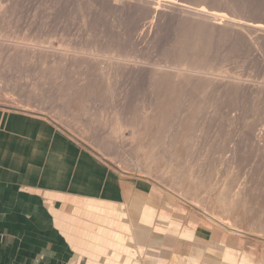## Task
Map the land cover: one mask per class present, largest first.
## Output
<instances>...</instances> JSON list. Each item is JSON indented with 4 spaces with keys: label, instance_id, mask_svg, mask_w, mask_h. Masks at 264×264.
<instances>
[{
    "label": "rangeland",
    "instance_id": "374dc122",
    "mask_svg": "<svg viewBox=\"0 0 264 264\" xmlns=\"http://www.w3.org/2000/svg\"><path fill=\"white\" fill-rule=\"evenodd\" d=\"M171 3L188 6L186 13L175 12L173 7L170 8ZM193 8L219 13L234 21L264 22V0H0V109L47 120L50 126L60 130L114 173L160 194L164 208L175 212L173 220H178V229L169 232L160 246L137 248L138 264L142 260L144 264H169L175 254L199 256V264H264V252L258 241L220 230L200 212L170 197L164 190L170 186L176 191L180 182L186 179L188 186L202 187L208 193L206 190L233 178L237 179L234 187L239 188L231 191L234 198L237 194L238 198L245 197L249 199L246 200L249 205L259 200L264 210V143L260 140L262 146L256 148L240 142L246 123L257 125L250 134L256 140L260 138L258 130L264 125V92L262 95L254 88L264 86V32L251 33L248 39L228 31L210 30L214 33L201 34L205 37H202V44H198L200 51L197 49L194 55L186 53L188 62L198 60L210 77L217 74L249 78L251 82L244 83H248L252 92L189 82L190 86L188 84L186 88L190 87V90L183 88V92L180 90L175 95V102H178L162 130L165 135L172 136L178 119L187 117V108H194L195 117L187 126L190 137H194L192 147L188 146L180 157L173 155L169 148L152 149L156 157L169 166L167 172L158 177L142 173L133 165L135 159L130 140L133 128L130 125L154 108L159 94L154 82L150 81V73L155 68L174 69L176 42L181 39L182 32L187 31L189 22L199 19L192 13ZM157 9L164 15L158 19L153 18ZM178 13L180 16L176 15ZM213 22L226 26L222 20ZM131 65H140L137 72L130 70ZM182 99L190 102L186 104ZM115 116L124 126L119 135L112 133ZM225 139L235 141L225 145ZM237 142L239 145L236 146ZM237 173L241 177H236ZM99 203L88 204L89 215L97 216V207L103 206ZM112 214L116 216V211L111 208ZM145 217L148 220L149 216ZM81 219L103 229L108 225L106 220L96 221L85 215ZM187 225L211 230V238L201 239L207 244L202 247L198 241H188L184 236L180 239L179 234ZM86 243L94 244L93 241L85 242L79 249H85ZM226 252L229 257L225 256ZM218 253L222 256L217 259Z\"/></svg>",
    "mask_w": 264,
    "mask_h": 264
},
{
    "label": "crops",
    "instance_id": "0c3cea01",
    "mask_svg": "<svg viewBox=\"0 0 264 264\" xmlns=\"http://www.w3.org/2000/svg\"><path fill=\"white\" fill-rule=\"evenodd\" d=\"M97 202L102 212L89 215L88 204ZM164 207L159 193L114 173L47 120L0 109V264H78L76 249L101 228L83 215L117 222L127 231L106 223L105 230L131 237L138 256L137 248L160 246L178 229L175 212ZM183 236L203 247L212 231L187 225ZM198 262L175 254L169 264Z\"/></svg>",
    "mask_w": 264,
    "mask_h": 264
},
{
    "label": "bare ground",
    "instance_id": "6f19581e",
    "mask_svg": "<svg viewBox=\"0 0 264 264\" xmlns=\"http://www.w3.org/2000/svg\"><path fill=\"white\" fill-rule=\"evenodd\" d=\"M155 1H161V0H155ZM171 5L172 6H170V8L173 7L175 9L174 10L175 12H177V10H179L180 11L179 13H182V14L185 11H187V8L186 7H188V6H182V5H179V4L176 5L175 3H171ZM156 7H157V5H156ZM208 11L205 10V9H203V8H195L194 9V12H192V13H195L196 16L199 19L198 20H195V21H190L189 22V25L186 28L187 31L185 33L182 32L181 39H179L178 42H176V45L174 47V51H175V56H176L177 59L175 60V63H174V65H175L174 69L173 70L171 69V71L170 70L168 71V70L161 69V68L160 69L159 68L158 69L155 68L150 73V81L151 82H154L153 86L155 87L156 91L158 92L157 94H159L158 97H157V99H156V101H155L156 103L153 106L154 108L152 107L153 109H151L152 111L150 113L141 116V118L139 120H137L136 123L130 125L131 128H133V131H132V134H131L132 136L130 137L131 138L130 139L131 140V145H132V154H133V157L135 159V162H134L135 164H133V165H135L136 166V169L138 171L142 172V173H148V174L150 173L151 175H154V176H157L158 177V175L163 174V172H165V173L167 172L166 170H167V168L169 166L168 165H165L161 158L156 157L157 155L154 154L156 152L153 153L152 149H154V148L157 149V147L158 148L161 147L162 149H168L169 148V150H172V154L173 155H175L176 157H180L183 154L184 150L187 149L188 146L189 147H192L191 145H193V143H194V137H192L193 135L190 137V135L188 133V130H187V126H188V123L190 122V120L195 117V116H193L194 115V112L196 111V110H194V108L191 107L192 109L190 108L189 110L187 108V110L185 111L186 113H188L187 114V117H186V115H184L185 116L184 118L180 117V119L182 118L181 121L178 119V121H177L178 123L176 125V129L173 128V129H175V132H174V134L171 133V135L173 134L172 136L169 137V136L165 135L164 134V131L162 130V126L164 125L165 120L167 119L168 115L171 113V111L173 110V108H175L173 106H175L177 104V102H178V101L175 102V99H176L175 98V95L178 92H180V90H182L183 88H186V86L189 84V82H204V84H206L207 86L208 85H214V84H216L218 86H222V89L223 90H225V89L227 90V88H229L228 90H234V91H245V90H247V91H251L252 92V89L250 88V86L248 85V83L247 84L244 83V82H251V80H248L249 78L248 79H243L242 76H233V75L232 76H226V75L225 76H221V75H217V74L214 77L213 76L212 77L207 76V73H206L207 70L205 72V69L203 68V66L201 65V63L198 62V60L197 61H192V62L189 61L188 62V59L185 58V54L188 53L189 55H192V54L194 55L195 51L197 49L199 50L198 44L199 45L202 44V42H201L202 41V37H203L201 35L202 33L204 35L205 32H211V34H212V33H214L212 31H215V30H216V32L217 31L218 32L228 31L229 34L230 33H233V34L235 33L237 35H242L244 37V39L245 38L248 39V37H249V35L251 33H254V32H264V22H260V21L259 22H255V21H247V20L234 21L232 19H229L230 17L227 18L228 16L225 17L223 15H220L219 13L208 12ZM154 12L156 14H155V16H153V18H157L158 19L161 15H163V12L161 10H159V9L155 10ZM179 13L176 14V15H179ZM170 14H173V13H170ZM174 17H176V16H174ZM175 19H178V18H175ZM211 20H212V22H213V20H219V21L222 20V21L225 22L226 26H221V24H216L214 22L213 23L212 22L209 23V21H211ZM179 22L181 23V20ZM210 30H212V31H210ZM174 37H176V36H174ZM250 42H251V40H250ZM207 44H206V46H207ZM247 44H249V41L247 42ZM203 46H204V44H203ZM29 51H30V49H29ZM75 53H74V55H75ZM182 54H184V55H182ZM188 54H187V56H188ZM77 56H80V55H77ZM66 57H68V56H66ZM71 57H73V56H71ZM201 57L203 58V55ZM59 58H61V57H59ZM63 58H65V57H63ZM184 58L186 60H183ZM69 59H71V58H69ZM120 59H121V57H120ZM197 59H200V58L197 57ZM64 60H66V59H64ZM67 61H68V59H67ZM99 62H101V61H99ZM140 65H138V66H140ZM114 66H115V64H114ZM138 66H135V65L132 66L131 65L130 70L133 71V70L136 69V72H137V69L139 68ZM68 68H69V66H68ZM167 69H169V68H167ZM222 74H224V73H222ZM234 75H236V74H234ZM50 77H51V75H50ZM105 80H106V78H105ZM116 80H119V79H116ZM89 83H90V81H89ZM257 83H258V81H257ZM188 86H190V84ZM254 88H255L256 92H258L260 94H262L264 92V86L263 87H257V88L254 86ZM107 89L110 90V88H107ZM186 89H189L190 90V87L189 88H186ZM183 90H182V92H183ZM180 95H181V93H180ZM187 97H188V94H187ZM179 98H180V96H179ZM61 99H64V98H61ZM185 99L188 101V99L186 97H185ZM8 101H10V100H8ZM187 101H184L183 100V102H187ZM183 102H182V104H183ZM189 102H187L186 104H188ZM258 103H260V102H258ZM256 104H257V102H256ZM190 105H193V103H191ZM198 105H200V104H198ZM74 106H76V105L74 104ZM194 106H196V104ZM14 107H15V105H14ZM176 107H178V106H176ZM71 109H72V107H71ZM252 112H253V110H252ZM172 114H173V112H172ZM115 118L116 119H115V121L113 123V126H112V133L113 134H116V135H119L121 133V131H122V129H123L124 126L121 124L122 122H120V120H118L116 116H115ZM251 121H253V119ZM239 122H241V120ZM174 125H175V123H174ZM234 125H236V124H234ZM190 126H191V124H190ZM256 126H254V124L248 125L246 123L243 126V133H242V135L240 137V139H241L240 142H244L245 144H251V145L255 146L256 148H259L260 146H262L261 142L264 143V125L262 127L259 126L261 129L258 130L261 139L259 138V140L258 139L256 140V139H254V137L252 135H250L251 132L253 131L254 127H256ZM168 129H169V127H168ZM167 132H168V130H167ZM170 132H171V130L169 131V133ZM190 134H191V132H190ZM168 135H170V134H168ZM195 136H197V135H195ZM226 139H228V138H226ZM260 140H261V142H260ZM222 141H223V139H222ZM233 141H235V140H233ZM233 141L226 140L223 143L225 145H228L230 142H233ZM235 145L236 146L239 145L238 142ZM169 153H171V152H169ZM170 158H172V157L170 156ZM165 162H167V160H165ZM127 167H128V165H127ZM242 167H244V166H242ZM129 168H128V170H129ZM231 175H235V174H231ZM163 176H165V175H163ZM238 176L241 177V174L239 175L237 173V176L236 177H238ZM236 180H234L233 178H231L228 183L227 182H222L221 184H219V186H216L214 189L211 188L210 190L208 189L209 191L206 190L208 193H205L204 192V189L202 187L195 188V186H192V185H189L188 186L186 179H183L180 182V188H178V189L175 188V189H177L176 191H174V189H171L172 187H170L168 185H167L168 187L165 188L164 190H166V192L170 195V197H173L176 200H179L180 202L182 201V202L186 203L187 205H189L191 208H193L197 212H200L203 215V218H206L210 223L214 224L216 227L224 230L225 232H228L229 234L241 235V236H244L246 238L253 239L252 241H254V240L258 241L259 242L258 244L261 246V251L264 252V210L261 209V207H262L263 204H261V201L255 200L254 202L252 201V203L249 205L250 202L248 203V201H246V200H249V199H247V198L245 199V197H239L238 198V194L237 193H235V194H237L236 195L237 199H235L236 197L234 198V194H231V191L234 188L236 190L239 189V188L237 189L236 186L234 187V185L236 184V182H235ZM238 184H239V182H238ZM199 185L201 186V183ZM171 186H173V185H171ZM202 186H203V184H202ZM208 186H210V185H208ZM243 190H244V188H243ZM180 191L182 193H179ZM242 192L244 193V191H242ZM263 199H264V196H263ZM99 204H101V203H99ZM89 205H88V207H89ZM108 205L110 207L112 206L111 204H108ZM93 210H95V209H93ZM96 211H97V215H99L102 212V209L100 207H97ZM96 217H98V216H96ZM108 224L111 227H119L120 229L127 231L126 229H123L119 224H117L114 221H109ZM97 233H98V235L93 240L94 244L86 243L85 244V249H83V250L82 249L81 250L80 249L79 250L76 249V251L78 253V256L77 257H79V259H80V261H79L78 264H138L137 263V253H136V250H135L134 247L131 246V244L133 242V240H132L131 237H126V236H124V235H122L120 233H113V232H111V233L109 232L108 233V230H105L103 228H97ZM110 237L112 239H110ZM108 249H110V251L107 252ZM69 264H75V263L72 262V263H69Z\"/></svg>",
    "mask_w": 264,
    "mask_h": 264
}]
</instances>
